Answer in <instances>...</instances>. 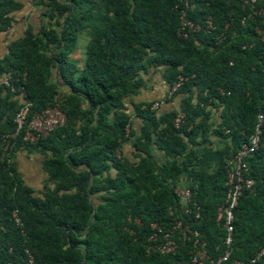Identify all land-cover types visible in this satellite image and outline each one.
I'll return each instance as SVG.
<instances>
[{"label":"trees","instance_id":"1","mask_svg":"<svg viewBox=\"0 0 264 264\" xmlns=\"http://www.w3.org/2000/svg\"><path fill=\"white\" fill-rule=\"evenodd\" d=\"M240 1L189 0L194 7L188 18L202 22L209 15L215 29L185 38L176 34V0L29 1L44 8L39 22L26 24L0 56V74L10 72L12 85V90L0 87V141L14 132L21 99L31 103V113L55 107L64 119L34 143L17 136L10 150L11 157L20 151L41 157L39 192L23 183L12 161L0 160V264H24V250L33 264L187 262L184 245L169 255L144 252L149 224L177 217L172 189L183 172L200 206L193 228L209 258L217 259L224 232L215 209L225 196L226 160L247 144L259 112L257 148L244 160L243 178L252 184L233 209L229 254L221 264H250L264 249V44L253 31L264 30V24L254 16L242 26ZM25 3L0 0V33L21 21ZM257 5L264 8V0ZM84 29L88 41L78 69L68 56ZM220 33L224 38L217 42ZM143 57L167 91L183 79L173 94L183 114L176 128L175 112L157 114L151 102L133 104L130 112L125 108L143 84ZM131 116L140 121L132 141L134 163L120 155L122 142L133 134ZM209 135L225 143L217 151V168L199 171L195 148L205 149ZM150 145L165 156L158 168ZM255 264H264V253Z\"/></svg>","mask_w":264,"mask_h":264},{"label":"built area","instance_id":"2","mask_svg":"<svg viewBox=\"0 0 264 264\" xmlns=\"http://www.w3.org/2000/svg\"><path fill=\"white\" fill-rule=\"evenodd\" d=\"M261 0H241L239 7L245 11L240 18V24L246 19H252L254 16L260 18V22L264 24V8L258 6ZM194 3L189 0H176L174 9L177 12L178 27L176 29L177 36L185 38L192 33L209 34L215 29L210 16L206 15L202 22L189 19L187 11L192 10ZM227 25L224 26V29ZM254 34L258 36L260 42L264 44V30L258 26L253 28ZM224 38V34L217 36V42ZM250 46V45H249ZM244 49V45L241 47ZM183 79L178 78L167 92V98H170L174 92L181 86ZM0 87L12 90L10 72L0 74ZM159 103L155 102L151 108L156 109ZM31 103L28 100L21 99L20 104L13 116L15 125L14 132L10 135H4L0 141V160L6 165L11 163L10 150L13 147L14 140L20 136L21 141L34 143L37 139L45 137L53 129L59 127L63 123V114L55 107H45L40 111L30 112ZM183 119V114L178 110L172 120L173 126L176 128ZM262 113L255 116V124L253 132L249 136L247 144H243L230 159L226 160L225 168V196L223 202L215 209V222L221 226L224 235L221 244L224 246L223 253L215 260L209 258L206 250L205 241L201 238L198 231L193 228L200 220V206L194 199L193 193L188 187L175 186L172 193L175 197L177 217L172 218L164 224L152 222L149 224V234L144 243V252L146 254L169 255L176 253L179 245L187 246L186 254L188 260L179 264H221L229 254L228 247L231 243L233 209L235 208L238 198L244 189L251 187L252 181L243 178V174L247 172L245 158L257 148L260 124L262 122ZM264 143V142H263ZM264 162V155H263ZM173 210L168 207V215H172ZM11 218L15 225L21 226L16 212H11ZM137 223V221H135ZM264 253V249L249 260L250 264H255L258 257ZM24 264H33L31 255L24 250Z\"/></svg>","mask_w":264,"mask_h":264},{"label":"crops","instance_id":"3","mask_svg":"<svg viewBox=\"0 0 264 264\" xmlns=\"http://www.w3.org/2000/svg\"><path fill=\"white\" fill-rule=\"evenodd\" d=\"M25 1L26 3L23 7L24 12L22 13L21 21H17L16 23L12 24V26L6 32L0 33V56L2 55L5 44L18 38L21 35L22 30H24L26 24L34 25L35 23L39 22V8L36 7L32 2H29L30 0ZM152 72L153 71L151 69L150 73ZM145 81H147V84L145 86H141L138 89L137 94L130 96L125 100L124 105L128 112L132 110L133 104H142L147 102H151L152 104L155 102L159 103L157 108L154 109L156 110L157 114H162L168 111L177 112L179 110V98L175 95L167 98V86L160 74ZM210 110L212 117L211 119L217 121L216 112L213 111V109ZM130 122L133 134L122 142L120 155L130 163H134L136 159L132 155L135 152L132 149V141L139 132L140 121L135 116H131ZM224 143L225 141L223 139L209 135L208 142L205 144V149L200 147L195 148L197 159L194 161V167L199 171H214L217 168L219 162V155L217 151L223 147ZM149 150L151 154V162L155 168H158L162 163H164L165 156L154 145H150ZM22 157L19 156L17 158L16 164L14 165L15 171L21 179H26V176L29 179H33L36 173H38V170L40 171V175L43 174L40 167L41 160L37 159V154H27L23 155ZM34 159L35 161L37 159V161L35 162ZM189 181L190 179L188 174L183 172L176 180V186L187 187Z\"/></svg>","mask_w":264,"mask_h":264},{"label":"rangeland","instance_id":"4","mask_svg":"<svg viewBox=\"0 0 264 264\" xmlns=\"http://www.w3.org/2000/svg\"><path fill=\"white\" fill-rule=\"evenodd\" d=\"M38 8L41 9L42 11L44 10V8H41V7H38ZM45 19H46L45 17H42V21L43 22L45 21ZM87 41H88L87 30L84 29V30H82V32H80L77 35L75 48L73 49V51L68 56L69 60L78 69H80L81 66H82L83 52H84V47L87 44ZM147 60H148L147 57H143L142 64L145 67L146 73H141V76L145 80L150 79L151 77H154V76H158L159 75V73L157 71H154V73H150V70L151 69L147 67ZM145 80H143L142 86H145L147 84V81H145ZM58 90H61L63 93L66 92L63 88H58ZM23 155H27V154L24 153V152H21V151L20 152H17V153H14V155L11 157V161L13 162V164L15 165L16 162H17V158L19 156L22 157ZM37 159L38 160H41V157L38 156ZM37 159H36V161H37ZM34 161H35V159H34ZM42 179H43V174L40 175V171L38 170V173H36V175H35V177L33 179L32 178L29 179L26 176V179L24 178V180L23 179H21V180L23 181L24 184H26V185L30 186L31 188H33V191L37 193L42 188Z\"/></svg>","mask_w":264,"mask_h":264}]
</instances>
